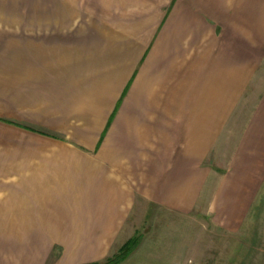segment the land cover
I'll list each match as a JSON object with an SVG mask.
<instances>
[{
	"label": "crops",
	"instance_id": "crops-1",
	"mask_svg": "<svg viewBox=\"0 0 264 264\" xmlns=\"http://www.w3.org/2000/svg\"><path fill=\"white\" fill-rule=\"evenodd\" d=\"M263 63L264 0H0V264L100 261L151 205L162 223L200 208L195 256L251 238L264 87L235 95Z\"/></svg>",
	"mask_w": 264,
	"mask_h": 264
},
{
	"label": "rangeland",
	"instance_id": "rangeland-1",
	"mask_svg": "<svg viewBox=\"0 0 264 264\" xmlns=\"http://www.w3.org/2000/svg\"><path fill=\"white\" fill-rule=\"evenodd\" d=\"M28 27L32 28L33 26L27 23ZM2 35L5 38L4 42H37V31L29 29L26 31H11L9 34L3 32ZM262 69H264V63L257 64L256 68L249 73L252 78L243 80L245 83L242 86L237 84L235 103L253 104L254 101L256 103L259 101L258 90L264 87V78L260 77L263 74L261 73ZM201 88L199 87V102H201L200 97H202L200 94ZM213 101L216 102V100ZM188 121L186 120V125ZM226 131L227 128H223L222 133L217 136L214 144L216 152L217 146L223 147L226 145V140H224L226 139ZM205 164L217 168L215 161L213 162V153L207 156ZM262 209L256 207L252 221L246 225V233L251 235V238L246 236L247 238L245 237V241H243L244 233L242 232L235 234L234 238H220L219 236L211 238L207 241L206 246L209 249L204 251L206 254L195 256L189 254L194 244V228L201 225L199 221L202 218L208 222L207 217H203L200 212V208L192 209L182 217L181 215L169 214L170 221L168 223L163 221V224L160 209L151 205V207H147L145 217L136 224L135 230L130 232L131 235L127 238H121L119 242L117 241V245L109 250L104 259L81 264H201L202 262H207V264H211V262H214V264H259L264 253V223L260 220V217L261 219L264 218V215L261 216L260 214L263 211ZM204 224L205 231L214 232L216 236L221 233L210 223ZM131 240L132 243L128 246L129 248H126L128 249L126 251L123 245ZM199 240L205 241L203 238ZM179 241L181 242L180 245ZM222 243L224 245L221 247ZM181 245L186 246L185 255H179L178 248H181ZM212 247H215V249L213 250ZM164 248L167 253L162 254ZM209 252L210 254H208ZM54 257L59 260L62 255L57 254Z\"/></svg>",
	"mask_w": 264,
	"mask_h": 264
},
{
	"label": "trees",
	"instance_id": "trees-1",
	"mask_svg": "<svg viewBox=\"0 0 264 264\" xmlns=\"http://www.w3.org/2000/svg\"><path fill=\"white\" fill-rule=\"evenodd\" d=\"M132 243V240L131 241H127L124 245H123V247H125V249L130 245ZM129 248V247H128ZM128 249H126V251H127ZM89 264H94V263H89ZM96 264H102V263H96ZM105 264V263H104ZM107 264V263H106Z\"/></svg>",
	"mask_w": 264,
	"mask_h": 264
}]
</instances>
